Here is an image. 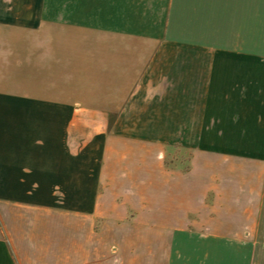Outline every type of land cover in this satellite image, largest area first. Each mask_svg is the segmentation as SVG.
<instances>
[{
	"label": "crops",
	"instance_id": "0c3cea01",
	"mask_svg": "<svg viewBox=\"0 0 264 264\" xmlns=\"http://www.w3.org/2000/svg\"><path fill=\"white\" fill-rule=\"evenodd\" d=\"M138 154L163 168L170 214L203 209L184 190L195 156L264 165V0H0V264H59L18 233L39 224L23 212L101 217ZM258 216L256 242L163 226L150 263L264 264V192Z\"/></svg>",
	"mask_w": 264,
	"mask_h": 264
},
{
	"label": "rangeland",
	"instance_id": "374dc122",
	"mask_svg": "<svg viewBox=\"0 0 264 264\" xmlns=\"http://www.w3.org/2000/svg\"><path fill=\"white\" fill-rule=\"evenodd\" d=\"M183 157L187 161L192 159L190 152ZM195 157V166L187 164L182 169L188 176L184 190L192 197L196 194V201L203 197V209L196 215L195 200L189 197L187 214L169 213L170 200L164 198L163 168L156 164L154 156L138 154L131 160L133 166L123 170L124 173L133 171L138 181L119 184L118 197L97 200L101 217L62 211L23 212L22 222L41 223L43 227L28 226L27 231L18 233L31 234L38 242L51 239L59 264H152L150 258H165L168 251L173 231L163 226L180 224L193 230L198 223L208 233L235 235L242 232L256 242L259 199L264 192V165L207 154ZM210 164L213 167L208 166ZM211 175L217 176L212 183ZM194 176L202 178L203 182H193ZM149 179L153 181L148 182ZM91 203L94 207L96 201L91 200ZM31 259V264H35V258ZM43 259L50 261V258Z\"/></svg>",
	"mask_w": 264,
	"mask_h": 264
}]
</instances>
